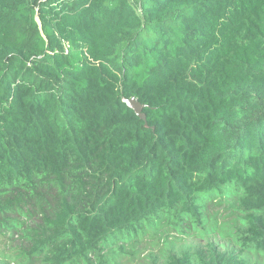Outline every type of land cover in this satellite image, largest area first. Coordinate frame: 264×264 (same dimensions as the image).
<instances>
[{"label": "trees", "instance_id": "trees-1", "mask_svg": "<svg viewBox=\"0 0 264 264\" xmlns=\"http://www.w3.org/2000/svg\"><path fill=\"white\" fill-rule=\"evenodd\" d=\"M228 184L264 249V0H0V227L35 216L30 253L88 261ZM152 264L248 263L208 243Z\"/></svg>", "mask_w": 264, "mask_h": 264}, {"label": "rangeland", "instance_id": "rangeland-1", "mask_svg": "<svg viewBox=\"0 0 264 264\" xmlns=\"http://www.w3.org/2000/svg\"><path fill=\"white\" fill-rule=\"evenodd\" d=\"M241 190L228 184L222 191L198 195L199 220L177 206L161 210L140 223L133 232L119 234L99 244L88 261L64 264H152L168 255L190 253L208 243L237 254L248 264H264V249L246 248L239 231L246 225L239 205ZM35 216L18 210L0 227V264H47L44 254L30 253V230Z\"/></svg>", "mask_w": 264, "mask_h": 264}, {"label": "water", "instance_id": "water-1", "mask_svg": "<svg viewBox=\"0 0 264 264\" xmlns=\"http://www.w3.org/2000/svg\"><path fill=\"white\" fill-rule=\"evenodd\" d=\"M123 101L126 103V105H127L128 107L133 108L134 111H135V113H136L137 115H139V116L142 115V114H141V108H142V106H141V104H140L138 101H136V100H134V99H132V98H129V99H123Z\"/></svg>", "mask_w": 264, "mask_h": 264}]
</instances>
